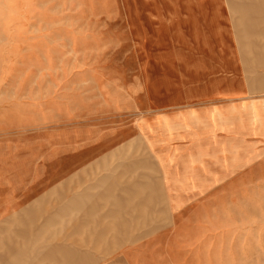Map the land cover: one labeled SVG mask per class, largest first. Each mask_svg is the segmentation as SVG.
I'll return each mask as SVG.
<instances>
[{
	"label": "rangeland",
	"instance_id": "rangeland-1",
	"mask_svg": "<svg viewBox=\"0 0 264 264\" xmlns=\"http://www.w3.org/2000/svg\"><path fill=\"white\" fill-rule=\"evenodd\" d=\"M201 1L202 17L184 8L185 16L167 19L151 10L169 0H0V209L15 199L7 189L42 186L55 147L60 159L68 151L78 159L100 157L110 143L145 126L138 63L185 62L196 78L211 69L205 60L212 48L226 50L230 42L237 63L231 72L240 83L235 94L246 98L236 104L245 111L236 121L242 125L245 116L251 126L245 168L237 166L235 175L218 172L222 161L240 159L238 151L219 159L211 113L192 112L187 136L203 139L202 149L190 151L203 163V181L188 183V193L197 195L172 199L173 211L183 212L172 214L166 236L118 254L129 253L132 261L123 264H264V62H258L264 61V0ZM209 4L214 11H206ZM198 48L203 57L196 58ZM174 71L177 81L187 77ZM138 136L144 145L143 133ZM34 203L22 220L49 224L51 214H40ZM57 256L55 264H82L65 261L62 251Z\"/></svg>",
	"mask_w": 264,
	"mask_h": 264
},
{
	"label": "crops",
	"instance_id": "crops-1",
	"mask_svg": "<svg viewBox=\"0 0 264 264\" xmlns=\"http://www.w3.org/2000/svg\"><path fill=\"white\" fill-rule=\"evenodd\" d=\"M163 6L148 10L167 19L175 14L185 16L184 8H190L199 17L205 11L201 0H169ZM206 11H214V4H209ZM222 16L223 8L219 13L221 19ZM185 28L189 31L188 26ZM227 45L226 50L212 48V56L205 60L211 69H201L196 78L186 72L191 69L185 62L138 63L142 66L137 69L146 103L145 126L134 127L138 132L130 140L110 143L100 157L78 159L68 151V156L60 159L59 149L55 147L50 161L52 173L40 176L42 186L32 190L22 185L19 189H7L15 199L0 209L3 211L0 213V264H29V260H35L36 264H55L60 260L57 256L60 251L66 255L67 262L123 264L132 259L129 253L118 254L121 249L166 236L171 230L172 214L183 212L173 211L172 199L196 196L188 193V183L203 181V163L197 160L201 155L190 152L202 149L198 142L203 139L187 136L193 128L187 119L192 112L211 113V133L215 150L221 152L219 159L235 157L238 151L240 159L232 160L233 163L222 161L218 172L235 175L237 166L245 168L246 150L249 153L251 148V126L245 116L242 125H237V112L245 111H237L236 104L246 98L235 94V86L240 85L231 72L237 65L236 52L230 42ZM243 52L246 51L243 49ZM197 54L196 58L203 57L204 50L198 48ZM221 54L230 60H216ZM176 64L181 67H175ZM174 70H184L187 77L178 81L176 77L171 78L180 74ZM140 132L146 139L144 145L139 140ZM114 154L119 157H112ZM193 157L197 158L193 160ZM22 177V181L27 178ZM196 188L197 184L190 189L196 191ZM33 203L40 214H51L49 224H28L22 220L21 215L28 214ZM17 218L20 220L15 221ZM30 243H35L34 248L29 247ZM45 245L52 247L46 254ZM42 249V255L33 258Z\"/></svg>",
	"mask_w": 264,
	"mask_h": 264
}]
</instances>
